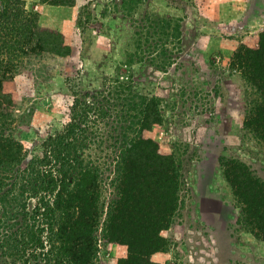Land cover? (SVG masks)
<instances>
[{
	"label": "rangeland",
	"instance_id": "1",
	"mask_svg": "<svg viewBox=\"0 0 264 264\" xmlns=\"http://www.w3.org/2000/svg\"><path fill=\"white\" fill-rule=\"evenodd\" d=\"M23 1L37 13L39 27L64 35L71 52L26 57L15 68L5 83L14 106L4 133L32 153L67 122L73 91H103L119 80L115 100H102L98 122L87 127L92 134L86 153L100 159L106 211L118 198L116 154L138 131L137 97H155L161 119L144 135L174 156L184 178L169 226L160 232L164 249L151 260L264 264V240L251 230L224 175L227 163L237 161L264 183V140L247 125L261 93L232 57L241 46H257L264 0H75L73 6ZM124 253L99 240L95 264H114Z\"/></svg>",
	"mask_w": 264,
	"mask_h": 264
},
{
	"label": "trees",
	"instance_id": "2",
	"mask_svg": "<svg viewBox=\"0 0 264 264\" xmlns=\"http://www.w3.org/2000/svg\"><path fill=\"white\" fill-rule=\"evenodd\" d=\"M0 2V264H95L99 240L125 249L114 264H159L151 256L164 249L160 232L169 226L184 176L174 156L144 135L160 122L158 100L137 97L138 131L116 154L118 198L105 211L101 162L86 153L92 134L87 127L88 122H98L102 100H115L114 87L122 83L113 80L103 91H73L67 122L27 152L4 133L14 106L5 83L24 58L45 53L62 58L71 50L60 31L39 27L37 13L28 12L23 0ZM232 57L233 65L261 93V104L247 125L255 126L264 140V32L256 47L241 46ZM91 113L94 119H89ZM224 175L251 230L264 240V183L237 161L227 163Z\"/></svg>",
	"mask_w": 264,
	"mask_h": 264
},
{
	"label": "crops",
	"instance_id": "3",
	"mask_svg": "<svg viewBox=\"0 0 264 264\" xmlns=\"http://www.w3.org/2000/svg\"><path fill=\"white\" fill-rule=\"evenodd\" d=\"M232 2L235 4V3H237V1L236 0H232ZM225 7V6H224ZM223 7V8H224ZM221 9H223L222 7H220ZM219 9V8H218ZM221 11H224V12H226V10H221Z\"/></svg>",
	"mask_w": 264,
	"mask_h": 264
}]
</instances>
